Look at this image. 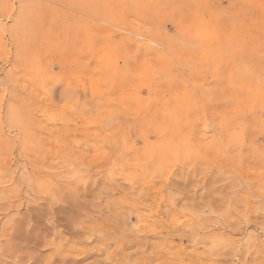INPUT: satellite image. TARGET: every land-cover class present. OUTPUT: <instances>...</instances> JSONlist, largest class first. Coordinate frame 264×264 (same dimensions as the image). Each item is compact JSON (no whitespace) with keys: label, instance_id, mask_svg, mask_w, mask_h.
<instances>
[{"label":"rangeland","instance_id":"rangeland-1","mask_svg":"<svg viewBox=\"0 0 264 264\" xmlns=\"http://www.w3.org/2000/svg\"><path fill=\"white\" fill-rule=\"evenodd\" d=\"M0 264H264V0H0Z\"/></svg>","mask_w":264,"mask_h":264},{"label":"bare ground","instance_id":"bare-ground-1","mask_svg":"<svg viewBox=\"0 0 264 264\" xmlns=\"http://www.w3.org/2000/svg\"><path fill=\"white\" fill-rule=\"evenodd\" d=\"M66 262V261H65Z\"/></svg>","mask_w":264,"mask_h":264}]
</instances>
